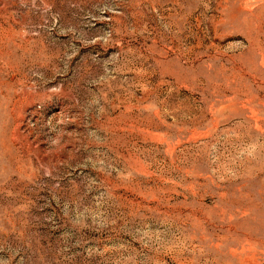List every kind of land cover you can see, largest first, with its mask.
<instances>
[{"label": "rangeland", "instance_id": "rangeland-1", "mask_svg": "<svg viewBox=\"0 0 264 264\" xmlns=\"http://www.w3.org/2000/svg\"><path fill=\"white\" fill-rule=\"evenodd\" d=\"M0 264H264V0H0Z\"/></svg>", "mask_w": 264, "mask_h": 264}]
</instances>
